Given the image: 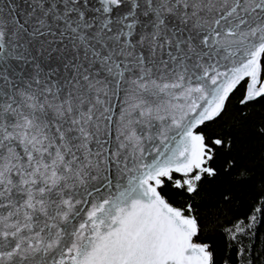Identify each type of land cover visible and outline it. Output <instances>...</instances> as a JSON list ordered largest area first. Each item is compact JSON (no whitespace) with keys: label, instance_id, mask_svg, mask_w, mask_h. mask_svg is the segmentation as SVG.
Instances as JSON below:
<instances>
[{"label":"snow or ice","instance_id":"1","mask_svg":"<svg viewBox=\"0 0 264 264\" xmlns=\"http://www.w3.org/2000/svg\"><path fill=\"white\" fill-rule=\"evenodd\" d=\"M0 264H264V0H0Z\"/></svg>","mask_w":264,"mask_h":264}]
</instances>
